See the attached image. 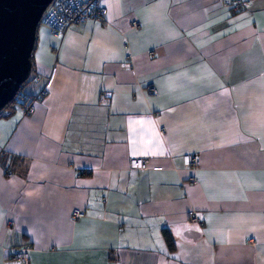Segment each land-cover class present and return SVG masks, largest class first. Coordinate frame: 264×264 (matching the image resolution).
I'll return each instance as SVG.
<instances>
[{
    "label": "crops",
    "instance_id": "crops-1",
    "mask_svg": "<svg viewBox=\"0 0 264 264\" xmlns=\"http://www.w3.org/2000/svg\"><path fill=\"white\" fill-rule=\"evenodd\" d=\"M231 1L37 27L21 93L42 95L0 117V264H264V0Z\"/></svg>",
    "mask_w": 264,
    "mask_h": 264
},
{
    "label": "water",
    "instance_id": "water-1",
    "mask_svg": "<svg viewBox=\"0 0 264 264\" xmlns=\"http://www.w3.org/2000/svg\"><path fill=\"white\" fill-rule=\"evenodd\" d=\"M51 0H0V110L31 73L39 20Z\"/></svg>",
    "mask_w": 264,
    "mask_h": 264
},
{
    "label": "built area",
    "instance_id": "built-area-1",
    "mask_svg": "<svg viewBox=\"0 0 264 264\" xmlns=\"http://www.w3.org/2000/svg\"><path fill=\"white\" fill-rule=\"evenodd\" d=\"M102 1L103 0H51L40 17L39 25L47 27L55 34L64 35L70 27L77 23L90 19L102 21L105 15V7ZM248 4V1L239 0L224 2V5L234 10H237L240 7H245ZM132 24L133 26H137L138 22L133 21ZM147 90L150 92H156L155 88L151 85L147 86ZM41 95L42 92L38 95L27 96L20 91L15 96V105H21L23 113L27 114L31 111L33 102ZM100 102L104 104L105 100L101 99ZM10 112L11 109L4 106L0 110V117L8 115ZM181 161L183 167L195 168L198 166L199 157L195 153L184 154L181 157ZM128 167L134 170H143L146 168V159L144 157H131L128 161ZM190 180L194 181L195 179L194 177H190ZM79 216V211L76 210L72 212L73 218H78ZM189 220L201 225L203 224L201 218L194 211L189 212ZM11 224L12 222L8 223L9 226ZM30 250L31 246L29 244L13 246L10 257L20 261L22 264H27Z\"/></svg>",
    "mask_w": 264,
    "mask_h": 264
},
{
    "label": "trees",
    "instance_id": "trees-1",
    "mask_svg": "<svg viewBox=\"0 0 264 264\" xmlns=\"http://www.w3.org/2000/svg\"><path fill=\"white\" fill-rule=\"evenodd\" d=\"M28 80H29V79H28ZM28 80H27V81H28ZM27 81H25V82L21 85V87H20L18 93L21 91L22 87L24 86V84H25ZM18 93H17V94H18ZM15 103H16V97L13 98L9 103H7V104L5 105V107H6V108H10L11 111H12V110L14 109V107H15ZM166 239H167V241H168V244L171 245V242H170V240H169V238H168L167 236H166Z\"/></svg>",
    "mask_w": 264,
    "mask_h": 264
}]
</instances>
